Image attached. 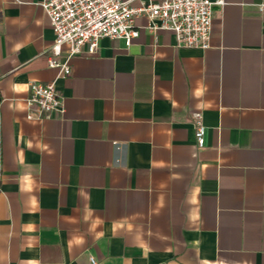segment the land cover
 I'll list each match as a JSON object with an SVG mask.
<instances>
[{"label": "crops", "instance_id": "1", "mask_svg": "<svg viewBox=\"0 0 264 264\" xmlns=\"http://www.w3.org/2000/svg\"><path fill=\"white\" fill-rule=\"evenodd\" d=\"M224 1L208 50L141 29L58 78L43 0H0V264H264V0Z\"/></svg>", "mask_w": 264, "mask_h": 264}, {"label": "built area", "instance_id": "2", "mask_svg": "<svg viewBox=\"0 0 264 264\" xmlns=\"http://www.w3.org/2000/svg\"><path fill=\"white\" fill-rule=\"evenodd\" d=\"M225 5L224 0H155L139 7L130 0H43L41 7L55 34L49 68L58 70V78L69 77L73 58L95 55L103 39L123 40L131 47L141 29L153 35L172 32L179 49L208 50L215 8ZM139 18H146L148 25L138 27ZM27 104L30 120H53L65 112L56 81L31 84ZM193 119L197 146L204 148L203 115L195 113ZM91 262L95 264L92 257Z\"/></svg>", "mask_w": 264, "mask_h": 264}]
</instances>
